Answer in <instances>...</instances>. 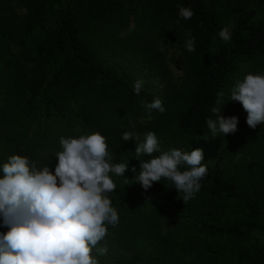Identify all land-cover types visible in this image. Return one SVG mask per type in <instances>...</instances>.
Listing matches in <instances>:
<instances>
[{
  "label": "trees",
  "instance_id": "16d2710c",
  "mask_svg": "<svg viewBox=\"0 0 264 264\" xmlns=\"http://www.w3.org/2000/svg\"><path fill=\"white\" fill-rule=\"evenodd\" d=\"M180 4L194 11L189 20ZM225 26L229 41L218 35ZM247 73H264V0H0V163L25 154L51 170L47 152L61 136L100 132L129 170L109 174L119 223L93 250L99 264H264V122L249 127L228 100L220 115L237 116V130L213 138L206 125L218 94L227 100ZM157 96L165 111L148 119L143 103ZM125 131L154 132L161 151L201 148L208 171L195 198L183 202L165 178L147 190L136 183Z\"/></svg>",
  "mask_w": 264,
  "mask_h": 264
},
{
  "label": "clouds",
  "instance_id": "9594fccd",
  "mask_svg": "<svg viewBox=\"0 0 264 264\" xmlns=\"http://www.w3.org/2000/svg\"><path fill=\"white\" fill-rule=\"evenodd\" d=\"M178 17L189 20L194 11L183 4L178 6ZM179 22V21H177ZM219 37L232 38L229 26L221 28ZM195 38L185 42L188 51H194ZM144 81L138 79L132 90L139 95ZM218 94L217 107L211 111L215 119L207 118L206 125L213 138L217 134L234 133L238 117L220 115L228 100L238 101L246 111V124L255 128L264 122V73H247L237 80L227 100ZM148 119L152 111H165L160 97L143 103ZM135 140L134 181L145 190L161 178L171 181L183 202L195 198L201 189L200 181L208 171L202 163L203 150L195 148H170L161 151L157 135L148 131L141 140L132 131H125L121 139ZM61 150L56 152V163L50 170L49 163L38 167L27 156L12 154L0 163V225L7 226L0 233V264H99L93 250L107 234V226L119 223L117 209L107 195L117 185L110 173L124 177L126 163H113L114 153L106 137L100 132L87 135L61 136ZM159 153L157 156H151ZM142 155L151 158L141 161ZM50 160V156H48ZM101 253L105 248L98 249Z\"/></svg>",
  "mask_w": 264,
  "mask_h": 264
},
{
  "label": "rangeland",
  "instance_id": "374dc122",
  "mask_svg": "<svg viewBox=\"0 0 264 264\" xmlns=\"http://www.w3.org/2000/svg\"><path fill=\"white\" fill-rule=\"evenodd\" d=\"M12 3H14V2L12 1ZM160 49L162 51H164V44L160 45ZM166 57L168 58L167 60H168V63H169V66H168L169 73L171 75H173L175 78H177L180 75L179 68L177 67L176 64H174V62L172 61L171 56L169 54L166 55ZM146 80L149 83V85H151L152 87L157 89L159 92H161V93L163 92V90H164V81H160L158 77H154V76L146 77ZM132 132L134 133L135 131H132ZM141 135L143 136L144 134L141 133ZM51 150H52V152H50V154H49V152H47V154L50 156V160H54V162H57L56 161V157H55L54 154L61 150L60 144L58 143V146L57 147H53ZM22 155L23 156H27L32 161H35L38 167L43 166V161L42 160L34 159V158H32V157H30L28 155H25V154H22ZM165 229L166 228L164 227L163 231Z\"/></svg>",
  "mask_w": 264,
  "mask_h": 264
}]
</instances>
